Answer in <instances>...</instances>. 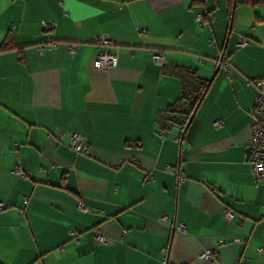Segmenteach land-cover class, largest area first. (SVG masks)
Masks as SVG:
<instances>
[{"label": "crops", "instance_id": "obj_1", "mask_svg": "<svg viewBox=\"0 0 264 264\" xmlns=\"http://www.w3.org/2000/svg\"><path fill=\"white\" fill-rule=\"evenodd\" d=\"M100 34L113 40L115 67L91 64ZM7 37L0 264H264V182L245 158L249 81L264 69V0L231 16L225 0H0V45ZM220 52L228 72L214 70ZM185 70L206 92L186 128L182 119L163 126ZM72 132L85 152L70 149ZM206 249L213 257L199 258Z\"/></svg>", "mask_w": 264, "mask_h": 264}, {"label": "built area", "instance_id": "obj_2", "mask_svg": "<svg viewBox=\"0 0 264 264\" xmlns=\"http://www.w3.org/2000/svg\"><path fill=\"white\" fill-rule=\"evenodd\" d=\"M197 21H200V16L196 17ZM52 22L42 21V26L44 29H50L53 27ZM139 31H144L143 28H139ZM213 39L209 40V43H213ZM96 43L100 50L92 57L91 64L96 69H109L115 67L117 64V57L115 52L108 51L107 48L112 46L113 40L106 34H100L97 36ZM246 44V38L243 36H238L237 46L242 47ZM52 45H46L41 47L39 50L42 52L44 49L51 47ZM77 44H71L69 46V51L72 53ZM152 60L156 64H162L165 62V58L162 53L155 52L152 54ZM228 58L224 53H218L213 59V67L215 71L224 70L228 72ZM249 84L253 86L256 90V96L254 100V106L252 109V125L250 129V139L248 141L247 147L249 149V155L247 161L250 165V171L253 178L256 181L264 182V69L261 77L252 79ZM221 124L220 120L213 121V126H219ZM63 134V131L59 132V136ZM69 147L75 153L85 152L88 148L87 141L84 136L78 133H70L69 136ZM169 170L175 175L178 181L183 180L181 169L178 166L168 167ZM11 173L19 176L25 175V171L21 170L19 167H15L11 170ZM26 202V201H25ZM4 205L0 202V209ZM77 208L81 211L87 212L89 209L83 206L81 201H77ZM234 213L230 209H224V218L228 221L233 219ZM165 215L161 216L160 219H165ZM177 231L183 232L184 227L182 224H177L174 227ZM97 242L101 244H108L112 242V239L101 233L95 235ZM235 242H240V238H234ZM222 241H218L217 247L222 246ZM213 249H206L200 255L201 259H211L214 254Z\"/></svg>", "mask_w": 264, "mask_h": 264}, {"label": "trees", "instance_id": "obj_3", "mask_svg": "<svg viewBox=\"0 0 264 264\" xmlns=\"http://www.w3.org/2000/svg\"><path fill=\"white\" fill-rule=\"evenodd\" d=\"M228 15L231 16L234 9L239 5H253L260 3V0H225ZM13 48L10 38H6L0 45V51H7ZM182 91L179 98L169 105L164 114L163 126L176 124L180 119V124L186 123L189 116L195 112L207 89L205 80L199 78L194 71L185 70L181 76ZM161 126V128H164Z\"/></svg>", "mask_w": 264, "mask_h": 264}, {"label": "water", "instance_id": "obj_4", "mask_svg": "<svg viewBox=\"0 0 264 264\" xmlns=\"http://www.w3.org/2000/svg\"><path fill=\"white\" fill-rule=\"evenodd\" d=\"M192 117H193V113L189 116L188 121H187V123L185 125V128L187 127V124L191 121ZM245 152H246L245 158L247 159L248 158V155H249V149H248V147L246 148Z\"/></svg>", "mask_w": 264, "mask_h": 264}]
</instances>
